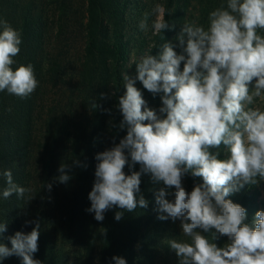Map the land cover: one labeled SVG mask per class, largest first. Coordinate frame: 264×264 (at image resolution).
Here are the masks:
<instances>
[{
	"label": "clouds",
	"instance_id": "1",
	"mask_svg": "<svg viewBox=\"0 0 264 264\" xmlns=\"http://www.w3.org/2000/svg\"><path fill=\"white\" fill-rule=\"evenodd\" d=\"M166 13L170 12L156 4L144 14L140 30H148L150 15L155 16L154 35L173 29ZM261 32L264 0H225L209 12L206 26L196 20L182 24L176 36L180 54L171 42H164L158 55H152L150 48L139 57L135 76L123 73L126 91L118 98L122 120L117 127L126 135L95 156L91 206L86 211L94 213L96 221L102 222L114 208L121 209L115 212L117 221L125 211L146 209L148 201L140 194V185L147 174L154 184L162 185L155 192L158 219L180 222L183 239L166 241L179 264H264V210L256 211L248 222L247 210L228 199L245 185L264 181V110L253 106L256 98L264 100ZM21 44V33L0 19V92L25 99L39 82L31 63L12 67ZM137 80L154 96L162 94L159 114L147 106L135 87ZM90 104L98 107L93 100ZM221 147L226 153L223 159ZM137 164L139 171H134ZM73 165L87 167L78 160ZM73 165L61 163L57 182L71 179ZM188 174L203 181L190 192L183 186ZM0 175L6 181L4 199L14 194L25 199L33 191L15 183L10 169ZM47 188L51 191L52 185ZM25 224L35 227L7 237L11 247L0 242V262L17 256L21 264H41L33 258L39 250L40 222ZM6 231L7 221L0 222V240ZM221 237L227 240L218 247L214 241ZM112 261L127 264L121 256H113Z\"/></svg>",
	"mask_w": 264,
	"mask_h": 264
},
{
	"label": "trees",
	"instance_id": "2",
	"mask_svg": "<svg viewBox=\"0 0 264 264\" xmlns=\"http://www.w3.org/2000/svg\"><path fill=\"white\" fill-rule=\"evenodd\" d=\"M177 1L161 0L170 12L165 20L175 27L154 35V15L149 16L147 31L139 28L144 14L157 4L152 0H0V19L22 35L12 67L31 63L39 82L25 99L0 92V173L10 169L15 183L33 189L25 199L15 194L4 199L6 181L0 175V222L7 221L0 242L11 247L7 237L30 232L35 224L25 221L38 220L39 250L33 258L41 264H114L113 256L123 257L127 264H168L167 256L179 264L166 241L183 237L175 234L176 222L158 219L155 192L162 185L154 184L150 175H142L140 185L146 209L125 211L117 221L115 212L121 209L114 208L102 222L86 211L91 206L96 154L126 135L117 127L122 120L118 98L126 91L123 73L136 75L134 63L145 50L152 48L151 54L158 55L161 44H173L174 32L189 9V0L176 9ZM81 34L83 47L70 58L71 42ZM138 84L143 98L160 108L162 94L154 96ZM90 100L98 107L92 108ZM220 153L224 155L223 147ZM74 160L87 167L73 165ZM62 162L73 165L66 184L56 180ZM124 170L129 173L127 167ZM133 170L139 171V165ZM187 176L193 185L203 182ZM260 182L228 197L247 210L248 222L261 210ZM0 264L21 260L12 256Z\"/></svg>",
	"mask_w": 264,
	"mask_h": 264
},
{
	"label": "rangeland",
	"instance_id": "3",
	"mask_svg": "<svg viewBox=\"0 0 264 264\" xmlns=\"http://www.w3.org/2000/svg\"><path fill=\"white\" fill-rule=\"evenodd\" d=\"M154 2H156L157 4L161 2V0H152ZM184 2L186 3V0H178L177 4L175 6V8H180V6H182L184 4ZM222 2H225V0H189L188 5H189V9L187 12L186 17L181 20L178 24L177 29L174 32V35L172 37V42L173 45L175 46V50L178 54L181 53V48L178 46V41L176 40V36L179 33V31L181 30L182 24L185 21H192V20H196L198 21V23L202 24V25H207V17L210 11L214 10L216 7H218ZM260 34L264 35V32H261ZM75 37V36H74ZM83 43H84V38L83 35H76V38H73L71 45H70V50L68 52L70 58H75L78 56L79 51L81 50V48L83 47ZM183 68V63L181 64V70ZM129 76H132L131 74H128ZM138 81H136L135 87L138 88ZM146 101V99H145ZM147 102V101H146ZM147 106L151 109H154L157 111V113L159 114V108L155 105V103H148L147 102ZM255 107H260L262 110H264V100L260 99V98H256V101L254 103ZM226 153H224V155L220 156L221 159L225 158ZM190 178H188V176L186 175L184 180H183V186L185 187V189L187 191H191L192 188L194 187V185L192 183H190L189 181ZM260 191L262 192L261 195V210H264V181L260 182ZM176 227H175V234H177L178 236L181 235V229H180V222L176 221L175 223ZM205 235H209L208 233H205ZM227 238L226 237H221L219 240L214 241L218 247H222L224 245V243L226 242ZM168 264H175L176 261L174 260L173 257H165V259Z\"/></svg>",
	"mask_w": 264,
	"mask_h": 264
}]
</instances>
